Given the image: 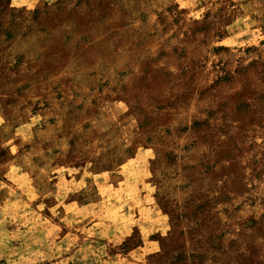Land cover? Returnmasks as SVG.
<instances>
[{
  "label": "rangeland",
  "instance_id": "rangeland-1",
  "mask_svg": "<svg viewBox=\"0 0 264 264\" xmlns=\"http://www.w3.org/2000/svg\"><path fill=\"white\" fill-rule=\"evenodd\" d=\"M0 264H264V0H0Z\"/></svg>",
  "mask_w": 264,
  "mask_h": 264
}]
</instances>
